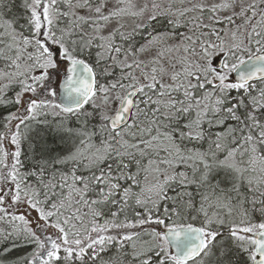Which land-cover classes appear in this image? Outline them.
<instances>
[{"label":"snow or ice","instance_id":"6c2138e0","mask_svg":"<svg viewBox=\"0 0 264 264\" xmlns=\"http://www.w3.org/2000/svg\"><path fill=\"white\" fill-rule=\"evenodd\" d=\"M0 264H264V0H0Z\"/></svg>","mask_w":264,"mask_h":264}]
</instances>
